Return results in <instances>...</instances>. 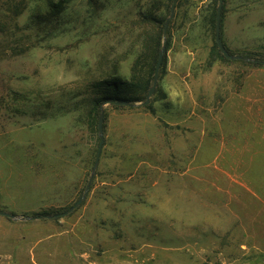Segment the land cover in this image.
Masks as SVG:
<instances>
[{
    "label": "rangeland",
    "instance_id": "374dc122",
    "mask_svg": "<svg viewBox=\"0 0 264 264\" xmlns=\"http://www.w3.org/2000/svg\"><path fill=\"white\" fill-rule=\"evenodd\" d=\"M159 1L0 0V264H264V67L219 56L212 0H177L151 108L103 105L83 203L34 218L83 196L92 86L132 80ZM224 1L227 49L264 56V0Z\"/></svg>",
    "mask_w": 264,
    "mask_h": 264
},
{
    "label": "trees",
    "instance_id": "16d2710c",
    "mask_svg": "<svg viewBox=\"0 0 264 264\" xmlns=\"http://www.w3.org/2000/svg\"><path fill=\"white\" fill-rule=\"evenodd\" d=\"M163 3V4H162ZM160 4L165 5V16L162 19H159L153 13L147 12V4L144 9L139 10L136 14V20L133 22V25L139 29L137 33L139 39L135 44L141 45L143 50L141 55L137 58V63L132 67L133 75L132 80L123 81L117 78L106 79L97 82L94 86H92L94 93H98V97L92 100V104L90 106L88 112V121L87 124L89 127L95 129L98 133V123L101 115V111L103 109V105L105 103L110 104L114 108H127L131 107L133 104L137 102H144L147 98V91L149 90L152 81L154 80L155 75V67L158 61L159 53L162 49V40L164 36V26L166 21L171 15V7L173 4V0H160L156 6L160 11ZM218 0H212L210 8L207 11V15L205 16V23L213 33L214 40V49L218 52L219 56L226 59L224 55L221 54L217 43L215 41V32H216V15L218 8ZM225 4V1H224ZM225 10V5L222 10V20L223 13ZM174 16L169 23V27L174 21ZM168 27V28H169ZM160 28V31H159ZM147 29L150 30V41L147 42ZM168 33V31H167ZM221 39L224 44L222 38V25H221ZM147 44H150L148 47L149 54H147ZM225 46V44H224ZM226 47V46H225ZM227 49V47H226ZM228 50V49H227ZM229 51V50H228ZM230 52V51H229ZM232 54V52H230ZM164 55V60H165ZM245 59V62L252 64L253 66L264 67V56L263 55H249L247 57H242ZM163 60V61H164ZM147 64L149 65V72L147 76ZM138 68L141 70L138 71ZM141 72V73H140ZM142 74V75H141ZM148 77V78H147ZM141 94L143 96L141 97ZM129 103L131 105L126 106L121 103ZM142 104L141 106L145 109L151 108V105ZM104 126L107 118V113L104 111ZM52 213L40 212L34 213L35 219L40 218H49ZM32 219V218H30Z\"/></svg>",
    "mask_w": 264,
    "mask_h": 264
},
{
    "label": "water",
    "instance_id": "95a60500",
    "mask_svg": "<svg viewBox=\"0 0 264 264\" xmlns=\"http://www.w3.org/2000/svg\"><path fill=\"white\" fill-rule=\"evenodd\" d=\"M218 2H219V4H218V8H217V15H216L215 41L217 43V46H218L220 52L224 55L225 58L230 59V60H241L242 59L241 56L231 54L226 49V47L224 46V44L222 42V39H221V25H222V10H223V6H224V0H218ZM176 3H177V0H173V4H172V7H171V15L168 18V20L166 21L165 26H164L163 47H162V49H161V51L159 53L158 61H157L156 67H155V75H154L153 86L149 90V93L147 95L146 101L144 103L145 105H149L150 104L151 97H152V95L154 94V92L156 90V86H157V82H158V78H159L160 68H161V65L163 63L164 55H165L166 35H167L169 23H170L171 19L174 16ZM105 104H107V103H105ZM121 104L126 105V106L131 105V104L127 103V102L121 103ZM104 114H105L104 113V109H102L101 115H100V118H99V123H98V133H99L100 142H99V147H98V150H97L96 161H95L94 168H93V171H92V174H91V178L89 180L88 186H87L83 196L80 197V199L71 208H69L67 211H65V212H63L61 214H57V215L51 216V217H49L50 219L62 218V217H65V216L69 215L71 212H73L77 207H79L83 203V201L85 200L87 194L89 193L91 185H92V182H93V179L95 177V172H96V169L98 167V164H99V161H100V157H101V154H102V151H103V148H104V144H105V136H104V121L105 120H104ZM0 215L8 217V218H12V219H17L18 218L17 216L12 215L10 213H6V212H0Z\"/></svg>",
    "mask_w": 264,
    "mask_h": 264
},
{
    "label": "crops",
    "instance_id": "0c3cea01",
    "mask_svg": "<svg viewBox=\"0 0 264 264\" xmlns=\"http://www.w3.org/2000/svg\"><path fill=\"white\" fill-rule=\"evenodd\" d=\"M236 144H233V146L232 147H236L235 146ZM225 147H228V142H227V144L225 145ZM235 151H238V147H236V150ZM228 152V151H227ZM229 152H230V150H229ZM241 185H242V182L240 183Z\"/></svg>",
    "mask_w": 264,
    "mask_h": 264
}]
</instances>
